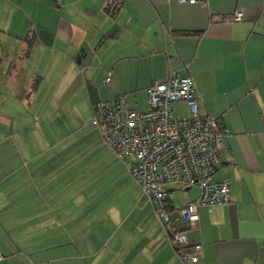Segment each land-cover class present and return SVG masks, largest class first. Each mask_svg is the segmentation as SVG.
I'll return each mask as SVG.
<instances>
[{
    "label": "crops",
    "instance_id": "0c3cea01",
    "mask_svg": "<svg viewBox=\"0 0 264 264\" xmlns=\"http://www.w3.org/2000/svg\"><path fill=\"white\" fill-rule=\"evenodd\" d=\"M170 72L228 130L230 200L188 223L199 189L166 184L169 217L202 245L194 264H264V0H0V264H191L91 123L119 95L145 109Z\"/></svg>",
    "mask_w": 264,
    "mask_h": 264
},
{
    "label": "built area",
    "instance_id": "2783aa9c",
    "mask_svg": "<svg viewBox=\"0 0 264 264\" xmlns=\"http://www.w3.org/2000/svg\"><path fill=\"white\" fill-rule=\"evenodd\" d=\"M242 18L243 13L238 10L228 15L230 22ZM109 80L110 74L104 82ZM179 101L187 105L189 115L174 112ZM125 104L124 95L96 102L91 123L101 128L105 143L119 159H132L130 175L151 201L178 257L194 264L202 245L191 243L186 230L173 224L167 210L171 193L165 185L199 189L198 198L178 210L179 218L188 223L198 220L199 206L229 202V180L214 178L228 130L218 119L199 113L194 82L175 72L146 89L145 109H130Z\"/></svg>",
    "mask_w": 264,
    "mask_h": 264
},
{
    "label": "water",
    "instance_id": "95a60500",
    "mask_svg": "<svg viewBox=\"0 0 264 264\" xmlns=\"http://www.w3.org/2000/svg\"><path fill=\"white\" fill-rule=\"evenodd\" d=\"M86 56H87V57H90V56H91V52H90V53L88 52V53H86V54H82V57H83V58H86Z\"/></svg>",
    "mask_w": 264,
    "mask_h": 264
},
{
    "label": "trees",
    "instance_id": "16d2710c",
    "mask_svg": "<svg viewBox=\"0 0 264 264\" xmlns=\"http://www.w3.org/2000/svg\"><path fill=\"white\" fill-rule=\"evenodd\" d=\"M220 163V162H219ZM219 165V164H218ZM218 168V167H217ZM192 187H194V186H192Z\"/></svg>",
    "mask_w": 264,
    "mask_h": 264
}]
</instances>
